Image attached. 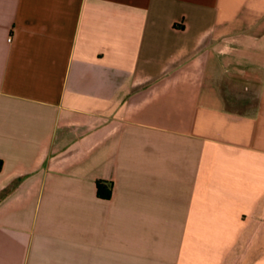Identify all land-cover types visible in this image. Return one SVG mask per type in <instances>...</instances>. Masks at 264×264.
I'll return each mask as SVG.
<instances>
[{"label": "crops", "instance_id": "1", "mask_svg": "<svg viewBox=\"0 0 264 264\" xmlns=\"http://www.w3.org/2000/svg\"><path fill=\"white\" fill-rule=\"evenodd\" d=\"M0 264H264V0H0Z\"/></svg>", "mask_w": 264, "mask_h": 264}, {"label": "trees", "instance_id": "2", "mask_svg": "<svg viewBox=\"0 0 264 264\" xmlns=\"http://www.w3.org/2000/svg\"><path fill=\"white\" fill-rule=\"evenodd\" d=\"M98 194L99 196L103 197H110L111 196V191L104 192L103 191V184L101 181L98 182Z\"/></svg>", "mask_w": 264, "mask_h": 264}, {"label": "built area", "instance_id": "3", "mask_svg": "<svg viewBox=\"0 0 264 264\" xmlns=\"http://www.w3.org/2000/svg\"><path fill=\"white\" fill-rule=\"evenodd\" d=\"M9 40H11V38H9Z\"/></svg>", "mask_w": 264, "mask_h": 264}]
</instances>
